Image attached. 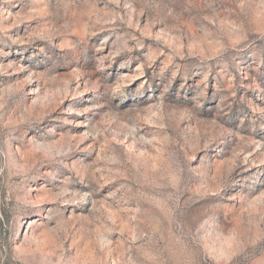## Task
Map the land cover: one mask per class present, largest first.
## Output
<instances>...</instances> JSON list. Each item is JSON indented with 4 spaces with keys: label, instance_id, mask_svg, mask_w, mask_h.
I'll list each match as a JSON object with an SVG mask.
<instances>
[{
    "label": "rangeland",
    "instance_id": "1",
    "mask_svg": "<svg viewBox=\"0 0 264 264\" xmlns=\"http://www.w3.org/2000/svg\"><path fill=\"white\" fill-rule=\"evenodd\" d=\"M0 264H264V0H0Z\"/></svg>",
    "mask_w": 264,
    "mask_h": 264
}]
</instances>
